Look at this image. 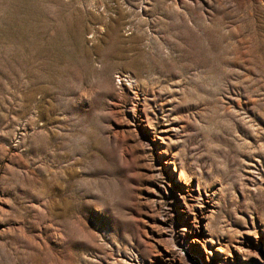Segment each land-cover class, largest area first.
<instances>
[{
  "label": "rangeland",
  "instance_id": "374dc122",
  "mask_svg": "<svg viewBox=\"0 0 264 264\" xmlns=\"http://www.w3.org/2000/svg\"><path fill=\"white\" fill-rule=\"evenodd\" d=\"M262 242L264 0H0V264Z\"/></svg>",
  "mask_w": 264,
  "mask_h": 264
},
{
  "label": "water",
  "instance_id": "95a60500",
  "mask_svg": "<svg viewBox=\"0 0 264 264\" xmlns=\"http://www.w3.org/2000/svg\"><path fill=\"white\" fill-rule=\"evenodd\" d=\"M262 256V259L259 257L252 258V264H264V242L257 248ZM197 264H205L202 259H197Z\"/></svg>",
  "mask_w": 264,
  "mask_h": 264
},
{
  "label": "built area",
  "instance_id": "2783aa9c",
  "mask_svg": "<svg viewBox=\"0 0 264 264\" xmlns=\"http://www.w3.org/2000/svg\"><path fill=\"white\" fill-rule=\"evenodd\" d=\"M243 264H252V259L249 260L248 262H243Z\"/></svg>",
  "mask_w": 264,
  "mask_h": 264
}]
</instances>
